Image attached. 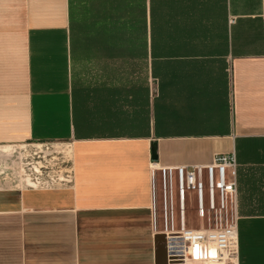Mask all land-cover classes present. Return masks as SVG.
Wrapping results in <instances>:
<instances>
[{"label": "crops", "instance_id": "obj_1", "mask_svg": "<svg viewBox=\"0 0 264 264\" xmlns=\"http://www.w3.org/2000/svg\"><path fill=\"white\" fill-rule=\"evenodd\" d=\"M226 152L264 264V0H0V264H167L152 168Z\"/></svg>", "mask_w": 264, "mask_h": 264}, {"label": "built area", "instance_id": "obj_2", "mask_svg": "<svg viewBox=\"0 0 264 264\" xmlns=\"http://www.w3.org/2000/svg\"><path fill=\"white\" fill-rule=\"evenodd\" d=\"M153 224L166 239L167 264H239L237 158L152 168ZM198 224L186 222L188 199Z\"/></svg>", "mask_w": 264, "mask_h": 264}, {"label": "water", "instance_id": "obj_3", "mask_svg": "<svg viewBox=\"0 0 264 264\" xmlns=\"http://www.w3.org/2000/svg\"><path fill=\"white\" fill-rule=\"evenodd\" d=\"M152 145H153V146H152V159L155 160L156 157H157V156H156V149H157V148H156V144L153 143ZM159 236L162 237L163 235H159ZM159 249H160V248H159Z\"/></svg>", "mask_w": 264, "mask_h": 264}, {"label": "rangeland", "instance_id": "obj_4", "mask_svg": "<svg viewBox=\"0 0 264 264\" xmlns=\"http://www.w3.org/2000/svg\"><path fill=\"white\" fill-rule=\"evenodd\" d=\"M189 201H190V197H189V199H188V204L190 203ZM197 220H198V218H197ZM196 222H197V221H196Z\"/></svg>", "mask_w": 264, "mask_h": 264}]
</instances>
